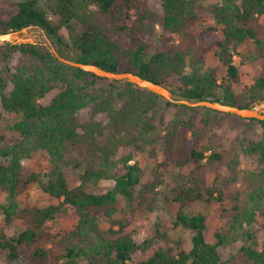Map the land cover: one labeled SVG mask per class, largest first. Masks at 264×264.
I'll use <instances>...</instances> for the list:
<instances>
[{"label": "trees", "instance_id": "1", "mask_svg": "<svg viewBox=\"0 0 264 264\" xmlns=\"http://www.w3.org/2000/svg\"><path fill=\"white\" fill-rule=\"evenodd\" d=\"M202 2L161 0L157 16L146 0L15 1L0 7V33L38 27L70 60L137 74L181 99L257 108L264 103V39L253 24L264 18V0H219L209 8ZM210 21L214 26L204 30V46L215 50L214 57L226 69L220 82L212 68L197 66L195 52L158 45L164 35H186L193 23ZM63 28L78 36L66 41L60 35ZM235 55L240 65L263 68L241 96L231 84L239 72ZM0 107L16 117L9 130L20 136L19 143L0 148L5 225L22 216L17 203L22 186L35 185L57 202L30 211L31 226L17 236L0 237L8 263L24 255L33 264L45 261L49 256L38 247L41 229L60 211L71 210L75 225L61 239L63 264H264V121L171 103L129 82L99 78L65 64L48 47L36 44H0ZM88 113L89 118L84 115ZM220 116L256 123L262 130L261 140L242 149L244 158L256 159V166L242 171L240 181L251 192L234 209L231 227L207 240L205 216L179 211L174 227L192 232L189 247L136 242L128 230L132 212H125L123 204L144 199L158 185L155 172L136 156L161 146V169H198L204 159L213 165L219 156L212 150L206 157L204 150L211 148L200 151L196 146ZM188 133L195 140L190 150L185 147ZM33 151L44 154L48 167L24 177L22 160ZM66 169L78 176L77 185L70 186ZM233 177L236 183L237 174ZM192 192H184L185 197L199 199L201 194ZM215 192L220 193L214 186L208 190L211 199ZM100 212L110 221L107 231L100 228ZM255 225L263 233L261 244ZM227 247L233 249L225 253Z\"/></svg>", "mask_w": 264, "mask_h": 264}, {"label": "rangeland", "instance_id": "2", "mask_svg": "<svg viewBox=\"0 0 264 264\" xmlns=\"http://www.w3.org/2000/svg\"><path fill=\"white\" fill-rule=\"evenodd\" d=\"M15 1L22 0H0V7L6 6ZM151 10L160 16L161 0H146ZM219 0H203L202 4L205 8H209L216 4ZM51 20L56 18L50 15ZM214 26L213 22L204 24L193 23L189 27L186 35H164L160 38L159 46H174L195 52L194 55L200 60L198 67L207 70L212 68L215 75L218 76L220 82L222 77L226 78V69L218 63L214 57V49L204 46V30L207 27ZM260 39H264V18L259 19L253 24ZM156 37L160 35V26L156 27ZM30 37H21L31 39L36 45H43L57 51L56 45L47 36L44 30L38 27L29 28ZM60 35L69 41L70 37H77L78 33H69L63 28ZM32 37V38H31ZM253 50V46L250 44ZM58 52V51H57ZM235 64L238 66L237 80L233 81L232 88L237 96H241L244 90L249 87L261 75L263 68L256 67L250 63L241 64L240 57L234 56ZM179 98V97H178ZM47 98L45 101H49ZM255 105V104H254ZM264 103L257 107L262 109ZM88 118L90 113L84 114ZM16 117L6 114L0 107V148H9L13 144L19 143L20 136L11 130L9 126L14 122ZM93 119L105 120L102 116L93 117ZM262 139L261 127L256 123L240 120L236 117L220 116L215 123L204 131L203 136L197 141L196 148L200 151L204 150L205 156L209 157L212 150L219 156V160L213 165L205 164L206 159L202 161L198 169L184 167L179 168L176 165H170L167 169H161L159 163L165 161L164 154L161 152V146L148 149L144 153L136 156V160L142 166L147 167L155 172L157 187L154 192L147 195L144 199L134 204H123L125 212H132V225L128 228L131 231L136 242L143 244L149 243L152 247L172 246L174 248L181 245L189 247L191 245L192 232L182 227H174L177 213L183 211L188 215L203 214L207 221V227L204 231L206 239L212 240L214 234H225L231 227L234 217V209L247 197L251 192V187L242 184L241 174L247 168L256 166V159H246L242 155L243 147L250 141H259ZM195 140L188 133L185 138V147L190 150L193 148ZM4 162L0 158V163ZM24 168V177L32 172L48 167L44 154L40 151H33L30 158L22 160ZM234 174H237L239 180L234 183ZM65 175L71 187L77 185L78 176L70 169L65 170ZM234 184V187H233ZM109 187V184H106ZM217 187L219 192L213 194L210 198L208 190ZM198 187V189H196ZM194 190L192 194H201L199 199L190 200L184 195V192ZM199 191V192H198ZM221 195V197H220ZM191 198V197H190ZM4 197L0 195V205L3 203ZM17 203L23 211L21 218L13 221L10 225H5L4 217L0 209V237L17 236L31 226L32 216L30 211L34 208H42L49 205H56L57 202L46 195L35 185L22 186L17 197ZM100 228L107 231L110 227L109 219L100 212L99 214ZM75 225V215L71 210L60 211L56 214L52 221L47 222L39 233L38 247L45 250L49 257L45 261L38 264H63V249L61 239L69 233ZM256 229V239L259 244L263 240V233ZM238 245V243H235ZM234 245V246H236ZM227 247L225 253L232 250ZM33 258L21 256L17 261L8 263L5 252L0 251V264H33ZM84 264V263H80Z\"/></svg>", "mask_w": 264, "mask_h": 264}, {"label": "water", "instance_id": "3", "mask_svg": "<svg viewBox=\"0 0 264 264\" xmlns=\"http://www.w3.org/2000/svg\"><path fill=\"white\" fill-rule=\"evenodd\" d=\"M26 27L21 30L11 31L7 33H0V44L9 43L11 45H22V44H34L33 41L29 39H24L21 34ZM50 51L63 63L68 64L72 67L81 69L85 72L92 73L99 78H105L109 80L116 81H126L134 84L142 89L149 90L150 92L163 97L167 101L174 104L186 105L192 108H207L216 112L236 115L242 119H257L259 121H264V107L262 109L255 108L254 105L249 107L240 108L230 104H224L219 101L201 100V101H190L178 98L173 94V92L162 84L155 83L146 78L131 73V72H112L107 71L95 64L77 62L75 60H70L66 57H62L56 50L49 48Z\"/></svg>", "mask_w": 264, "mask_h": 264}, {"label": "bare ground", "instance_id": "4", "mask_svg": "<svg viewBox=\"0 0 264 264\" xmlns=\"http://www.w3.org/2000/svg\"><path fill=\"white\" fill-rule=\"evenodd\" d=\"M22 35H23V37H30V34H29V28H27L26 30H24L23 32H22ZM32 38V37H31Z\"/></svg>", "mask_w": 264, "mask_h": 264}]
</instances>
